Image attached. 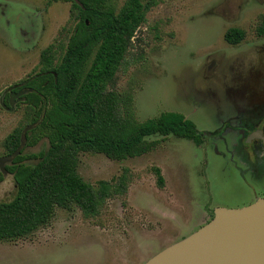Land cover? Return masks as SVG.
<instances>
[{
  "label": "rangeland",
  "instance_id": "obj_1",
  "mask_svg": "<svg viewBox=\"0 0 264 264\" xmlns=\"http://www.w3.org/2000/svg\"><path fill=\"white\" fill-rule=\"evenodd\" d=\"M47 1L0 0V202L15 193L2 142L24 116V107L15 106L18 95L11 92L6 105L4 94L38 67L41 50L62 44L74 26L70 2ZM154 1L108 88L135 122L180 112L202 142L152 135V149L122 160L80 152L77 170L86 182L112 183L126 173V193L109 197L93 217L75 206L56 208L29 236L0 242V264H143L199 229L214 208L264 197V160L250 159L240 135L264 117V34L257 32L264 0ZM230 27L244 30L237 46L224 39ZM47 146L42 139L24 153Z\"/></svg>",
  "mask_w": 264,
  "mask_h": 264
},
{
  "label": "trees",
  "instance_id": "obj_2",
  "mask_svg": "<svg viewBox=\"0 0 264 264\" xmlns=\"http://www.w3.org/2000/svg\"><path fill=\"white\" fill-rule=\"evenodd\" d=\"M62 1L71 3V33L62 44L41 50L38 67L4 94L6 105L11 92L18 95L15 106L24 107V116L2 142L9 158L3 168L13 176L15 193L0 202V242L29 236L50 222L56 208L75 206L83 216L93 217L109 197L126 193V173L112 183L86 182L77 170L80 152L122 160L152 149L155 143L147 140L152 135L202 142L195 123L180 112L163 111L135 122L130 113L122 112L120 95L108 88L155 1ZM257 32L264 34V15ZM244 35L243 29L230 27L224 39L237 46ZM42 139L48 142L45 150L24 153ZM154 174L162 187L158 167Z\"/></svg>",
  "mask_w": 264,
  "mask_h": 264
},
{
  "label": "water",
  "instance_id": "obj_3",
  "mask_svg": "<svg viewBox=\"0 0 264 264\" xmlns=\"http://www.w3.org/2000/svg\"><path fill=\"white\" fill-rule=\"evenodd\" d=\"M143 264H264V197L239 208H214L199 229Z\"/></svg>",
  "mask_w": 264,
  "mask_h": 264
},
{
  "label": "flooded vegetation",
  "instance_id": "obj_4",
  "mask_svg": "<svg viewBox=\"0 0 264 264\" xmlns=\"http://www.w3.org/2000/svg\"><path fill=\"white\" fill-rule=\"evenodd\" d=\"M227 123L231 129L235 128L231 120ZM240 132L241 144L250 159L256 158L257 162L264 160V117L252 120L251 125L245 126Z\"/></svg>",
  "mask_w": 264,
  "mask_h": 264
}]
</instances>
